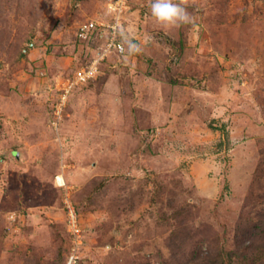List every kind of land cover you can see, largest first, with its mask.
<instances>
[{"label": "rangeland", "instance_id": "374dc122", "mask_svg": "<svg viewBox=\"0 0 264 264\" xmlns=\"http://www.w3.org/2000/svg\"><path fill=\"white\" fill-rule=\"evenodd\" d=\"M178 2L0 0V264H264V0Z\"/></svg>", "mask_w": 264, "mask_h": 264}, {"label": "built area", "instance_id": "2783aa9c", "mask_svg": "<svg viewBox=\"0 0 264 264\" xmlns=\"http://www.w3.org/2000/svg\"><path fill=\"white\" fill-rule=\"evenodd\" d=\"M115 22H118L115 21ZM109 30L110 33L107 37V41L105 42V47L103 49L100 50L99 55L97 58H95L93 60V62L87 66L86 68H83L82 70H80L76 77L75 80L73 81V83H71L70 86H73L75 84V82H83L86 81L88 78L93 77L97 71H99V62L102 61L107 52L112 48L114 49L116 52L118 53H123L125 51V47L124 44L121 42V40H119V33H118V23H114L112 25H109ZM102 28H103V23H100L98 21H92L89 22L88 24H85L83 27H81V31H80V35L83 36L84 38H88L91 37V35L96 31L99 30V32H102ZM111 51V50H110ZM68 213H69V223L70 225H72L74 228V232H77L79 229L78 227H76V218H77V214H76V210L75 208L72 206V204H68ZM75 258L74 255L71 256V262H74Z\"/></svg>", "mask_w": 264, "mask_h": 264}, {"label": "clouds", "instance_id": "9594fccd", "mask_svg": "<svg viewBox=\"0 0 264 264\" xmlns=\"http://www.w3.org/2000/svg\"><path fill=\"white\" fill-rule=\"evenodd\" d=\"M150 14L163 27H179L193 23V17L178 0H150ZM129 51H139L130 45Z\"/></svg>", "mask_w": 264, "mask_h": 264}]
</instances>
